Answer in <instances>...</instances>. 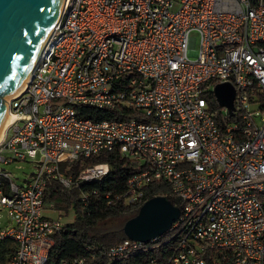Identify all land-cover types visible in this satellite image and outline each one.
Returning a JSON list of instances; mask_svg holds the SVG:
<instances>
[{
  "label": "built area",
  "instance_id": "built-area-1",
  "mask_svg": "<svg viewBox=\"0 0 264 264\" xmlns=\"http://www.w3.org/2000/svg\"><path fill=\"white\" fill-rule=\"evenodd\" d=\"M222 82L235 89L237 117L220 125L202 93ZM82 105L131 117L94 120L79 115ZM9 113L0 161L35 169L22 186L0 171L11 220L0 239L16 243L6 264H47L62 226L44 215L47 182L100 179L107 162L75 176L62 163L111 150L138 169L117 199L141 202L163 180L181 202L166 231L175 250L143 264H264V0H65ZM160 237L126 238L106 255L122 260Z\"/></svg>",
  "mask_w": 264,
  "mask_h": 264
},
{
  "label": "trees",
  "instance_id": "trees-1",
  "mask_svg": "<svg viewBox=\"0 0 264 264\" xmlns=\"http://www.w3.org/2000/svg\"><path fill=\"white\" fill-rule=\"evenodd\" d=\"M208 85L211 86L212 82ZM202 94L218 124L236 120L237 114L221 107L210 87ZM79 111V115L94 120L131 117L119 114L117 110L99 109L91 105H82ZM98 162H107L110 166L109 172L100 179L71 189L64 188L53 179L47 182L43 196L44 208L47 206L63 214L73 211L74 214L72 220L62 224L56 233L47 264H76L74 261L77 259H81L83 264H143L151 256L164 261L175 250L177 236L173 231L162 234L155 241L154 247L122 260L112 261L107 257L106 251L110 245L127 238L123 232V224L136 215L143 201L158 195L180 208V199L163 180L149 184L141 202L126 203L124 199H117L116 196L125 191L127 178L138 171L136 162L117 150L101 151L89 157L64 162L61 169L66 172V167H69L66 174L75 176L83 167ZM7 183L5 178L4 183L0 182L2 190H7ZM15 248L13 239H0V264H6Z\"/></svg>",
  "mask_w": 264,
  "mask_h": 264
},
{
  "label": "water",
  "instance_id": "water-1",
  "mask_svg": "<svg viewBox=\"0 0 264 264\" xmlns=\"http://www.w3.org/2000/svg\"><path fill=\"white\" fill-rule=\"evenodd\" d=\"M64 2L0 0V135L10 119L9 101L31 77ZM212 92L221 107L235 109V89L230 83H217ZM178 215L177 206L163 196H153L124 222L123 232L131 240L148 243L164 234Z\"/></svg>",
  "mask_w": 264,
  "mask_h": 264
},
{
  "label": "rangeland",
  "instance_id": "rangeland-1",
  "mask_svg": "<svg viewBox=\"0 0 264 264\" xmlns=\"http://www.w3.org/2000/svg\"><path fill=\"white\" fill-rule=\"evenodd\" d=\"M8 156L7 153H3L2 157ZM34 163L29 160H13L10 162L4 163L0 161V171L4 170L8 176L19 186L25 184L32 172L34 171ZM0 182L4 183V178L0 176ZM44 215L51 218H58L61 224L69 222L73 218V211L69 214H63L57 210L44 208ZM11 225V220L8 217L7 211L0 207V228H6Z\"/></svg>",
  "mask_w": 264,
  "mask_h": 264
},
{
  "label": "bare ground",
  "instance_id": "bare-ground-1",
  "mask_svg": "<svg viewBox=\"0 0 264 264\" xmlns=\"http://www.w3.org/2000/svg\"><path fill=\"white\" fill-rule=\"evenodd\" d=\"M29 79H30V77L28 78V80L26 81V83L24 84V86L22 87V89L25 87V85L27 84V82L29 81ZM22 89H21V90H22ZM8 100H9V99H7L6 101L8 102ZM7 113L10 115V113H9L8 111H7ZM11 120H12V116L10 115V119H9V121L7 122V124L5 125L3 131H2V133H1V135H0V140L2 139L3 133H4V131H5L6 127H7V125L9 124V122H10Z\"/></svg>",
  "mask_w": 264,
  "mask_h": 264
}]
</instances>
